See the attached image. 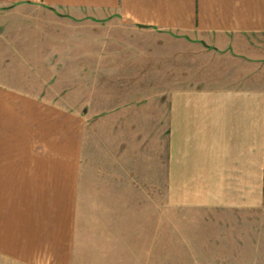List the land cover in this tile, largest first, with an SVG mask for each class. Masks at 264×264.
<instances>
[{
  "label": "crops",
  "instance_id": "0c3cea01",
  "mask_svg": "<svg viewBox=\"0 0 264 264\" xmlns=\"http://www.w3.org/2000/svg\"><path fill=\"white\" fill-rule=\"evenodd\" d=\"M113 15L167 38L170 78L155 73L158 100L122 104L115 123L140 124L144 145L130 161L124 143L96 184L84 159L85 116L67 101L75 88L62 26ZM20 26L27 32L18 34ZM194 48L209 57L197 85L177 73ZM164 132L171 214L264 209V0H0V264H82L87 197L128 198L132 164L136 187L146 193L148 185L155 200Z\"/></svg>",
  "mask_w": 264,
  "mask_h": 264
},
{
  "label": "rangeland",
  "instance_id": "374dc122",
  "mask_svg": "<svg viewBox=\"0 0 264 264\" xmlns=\"http://www.w3.org/2000/svg\"><path fill=\"white\" fill-rule=\"evenodd\" d=\"M62 27L67 39L64 43L67 84L75 88L74 93H67V101L79 104L78 109L85 116L84 159L93 174L91 179L96 180V173L118 159L124 143L129 147L130 161L136 159L137 150L141 151L144 145V134L138 135L141 125L115 121L121 118L122 104L133 108L132 105L144 100L159 99L153 93L155 73L158 75L160 70L162 81H169L171 55L164 35L123 25L118 15L107 21L66 20ZM27 30L20 26L18 34ZM61 50L62 45L60 54ZM190 51L189 60L178 65L177 73L183 76V83L197 85L202 82L203 65L209 57L196 48ZM113 55L115 63L111 68L115 74L108 76L107 63ZM139 68H144V72L138 75ZM139 78L145 92L138 90ZM113 107L118 108L107 117L106 111ZM148 136L153 141L152 132ZM161 143L162 185L156 188L155 200L148 185L146 193L141 192L144 188L136 187L133 172L136 169L132 164L128 198L124 196L122 201L119 197L113 204H107L103 198L101 203L97 196L87 197L86 211L79 222L76 254L81 255L82 264H264V209L248 212L192 209L171 214L165 188V132Z\"/></svg>",
  "mask_w": 264,
  "mask_h": 264
}]
</instances>
